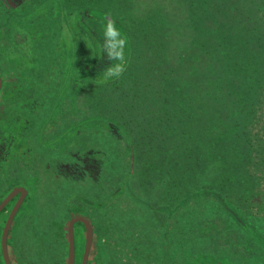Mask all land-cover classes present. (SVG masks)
<instances>
[{
  "label": "rangeland",
  "instance_id": "374dc122",
  "mask_svg": "<svg viewBox=\"0 0 264 264\" xmlns=\"http://www.w3.org/2000/svg\"><path fill=\"white\" fill-rule=\"evenodd\" d=\"M27 1L15 0L14 6L16 9L26 8L24 6ZM31 1L37 4L43 0ZM151 1H161L171 6L169 0H150L149 2L131 0L130 3L123 0V10L118 13L117 17L124 18L125 15H128L127 12L133 8L137 9L143 3H146L144 6L146 7L152 3ZM26 13L27 11H25V15ZM29 16L30 21L18 18V23H16L17 27L21 29V33L28 34V30L30 31L29 35L33 42L29 49L22 45L23 51L17 52L12 49L13 45L10 41L3 40L1 43L2 60L8 64V67L20 69L25 75L16 90L9 94V98H6L9 103L1 115L3 118L0 121V137H2L0 138V174L4 177L1 186L4 184L2 193L9 188H12L11 191H13L18 187H24L32 194L33 192L37 193L34 204L31 203L32 210L38 211L39 218L46 223L49 229L51 226L53 234L49 241L50 245L48 242L49 251L45 253L44 237L49 236L50 232L42 234V239H40V235L37 236V231H26L25 228L28 225L29 227L33 226V220L30 223L27 222L28 219L31 220L30 216L18 235L20 242L15 237L13 243H10L11 247L17 248L18 243L25 244V248L28 247L31 255L29 261L35 264H63V250L59 238L62 233L61 227L67 222V214H65L67 213V201L72 199L75 203L73 213L78 215L75 217L86 216L82 212L84 207L81 197L78 195L79 182L82 181V177L84 180H89L88 184L95 186H91L90 199H86V201H92L98 207L103 199L100 196L109 191L101 194L99 188L107 184L111 185L109 177H114L119 171L123 175L121 182L130 183L133 186L138 184L137 188H141L139 191L145 192L142 195H132L133 200L140 201V207L145 206L144 209H122L117 206V213L114 215L113 226L116 225L117 228V225H120V230L124 233L123 236L128 235L127 240H131L133 243L135 241L142 243L139 246H133L137 251L139 248H143V245L147 246L155 242L159 244L164 241L167 225L175 221L165 210L171 208L176 210L181 199L195 191H219L228 195L240 208L247 209L257 216H264V157H236L239 148L238 141L222 145L224 150L220 151L219 155L195 156L193 144H188L186 150L184 145L181 147L187 141H192L195 144V112L191 104H188L183 112L179 108L157 106L155 101L149 99L155 97V91L163 92V88L159 86L160 70H163V67L159 66L156 54L167 51L164 48V43L159 45L162 46L161 49L156 45L157 42L154 43L155 45L153 44V37L156 34L154 28L150 27L145 34L144 28L138 26L136 22L134 23L133 36L142 42L138 48H135L134 57L145 58L147 67H143L141 72L144 74L141 77L138 76L135 82L129 78L125 83L115 85L118 89H115L114 93L118 94L112 98L107 95L108 89H99L100 92H98L92 86L91 89L88 88L89 81L94 83L96 81L91 79L92 70L90 73L86 67L85 62H89V59L84 58L82 53L83 42L91 44L92 63L97 65L100 62L95 59L98 55L97 42L92 41L90 36L86 37L81 34L84 28L91 27L85 20L82 22L79 18L74 17L72 21H68L70 27H64L63 21L59 19L56 4L47 7L43 13H33ZM30 22L32 24L28 28L27 25ZM22 38L18 35L19 40ZM159 44L161 43L159 42ZM66 45L70 46L68 51L73 52L75 57H69L70 54H67L66 48H64ZM98 50L103 51V48L100 47ZM137 59L132 64L134 72L141 69V63ZM22 63L24 64L21 65ZM149 67L151 68L149 72L145 71ZM168 68L174 69V67ZM86 70L87 73H85ZM52 75L54 76L51 77ZM131 82L132 86L129 87ZM86 91L91 93L92 98L85 97ZM102 91H105L106 94H102ZM122 91L127 95L119 97ZM135 102L138 103L137 107L131 106ZM19 104L22 105L21 108ZM261 106L260 112H263L264 94ZM89 107L91 112L87 111ZM20 109L25 112H21ZM181 112L183 113L180 114ZM93 113L107 117L110 124L117 122L124 125L129 121L128 127H126L131 135V143H129L130 148L128 146L125 148L130 152V155L117 153V131L110 129L109 134L101 135L87 129L89 123L86 125L85 121L81 120L87 114ZM145 113L152 115L146 119ZM144 114L145 120L140 125L137 118H142ZM155 117L162 120L160 125H167L168 128L166 130L158 128L160 125L157 120H154ZM262 118L258 114L253 118L251 125L249 124L250 135L256 144L255 151L260 146L262 149L261 137L264 135ZM24 121H27L28 139L30 145H33V149L29 153L26 150L21 151L19 157H10L9 153L12 148L20 147L17 144L19 142L17 137L21 136L18 125ZM146 123L149 125H145ZM93 125L96 124L91 123V126ZM41 128H44L43 131H47L38 138L41 135ZM159 132H162V135H159ZM179 133H183L185 139ZM13 141H16L15 145ZM204 156L208 158L207 161L200 164L195 163L197 157L203 159ZM118 159H124V163L120 166L117 163ZM96 161L109 162L106 166V173H103L104 177L89 175V173L95 172L93 163ZM246 167L250 173L247 176H245ZM203 170L207 172L200 173ZM199 174L206 175V177H200L197 180L196 177ZM215 175L219 177L212 178ZM210 177L212 179H209ZM229 177L234 178L233 181H229ZM167 192H171L173 195H169ZM17 196L19 197V195ZM17 196L10 203L11 209L7 219L18 200ZM196 202L199 205V210L195 212V229L198 232L201 231V234L195 241V248L199 247L198 251L201 248L205 249L207 247L206 240L203 244L199 239H205L204 235L208 236L213 231L212 235L216 238L221 234L224 235L215 239L221 245L231 239L236 240L237 247L233 250L240 249L239 256L251 261L250 256L253 251L246 248V243L251 241L247 242L248 236L242 228H235L225 222L226 226H220L217 229L216 222L213 221L217 217L208 215V219L204 215L197 216L198 212L204 208L205 200L201 198ZM69 222L67 223V232ZM77 227L80 240L83 232L80 226ZM173 230H175V226ZM237 230L240 232H235ZM177 232L174 237L180 239L181 233ZM112 236L117 238L116 234H112ZM261 236L264 237L262 234ZM79 249H82V245H79ZM255 249L259 253L262 250L260 247L257 248L256 243ZM128 250L127 254L131 256L124 257V254L121 253L118 260L112 264H137L139 255L144 256L137 253V257H134L136 256L134 251L129 248L126 249V252ZM236 253L237 250L234 255ZM200 256V254H195V257ZM203 257L207 258L205 255ZM18 264L28 263L23 259Z\"/></svg>",
  "mask_w": 264,
  "mask_h": 264
},
{
  "label": "trees",
  "instance_id": "16d2710c",
  "mask_svg": "<svg viewBox=\"0 0 264 264\" xmlns=\"http://www.w3.org/2000/svg\"><path fill=\"white\" fill-rule=\"evenodd\" d=\"M126 1L128 3L131 2V0ZM146 1L149 2L150 0ZM169 1L171 6L161 1H151L152 3L146 7H144L146 3H143L139 8H133L130 12H127L128 15H125V19V17H117L118 13L123 10V0H43L37 4L28 0L25 3L26 6H24L26 8L22 9L15 8V0H0V75L3 81L0 91V121L3 118L1 116L3 110L7 108V103H9L6 98H9V94L16 90L25 76L22 70L8 67V64L2 60L1 43H3V40L10 41L13 45L12 49L17 50V52L23 51L22 45L29 49L33 42L29 35L30 31L28 30V34L21 33V29L16 25L18 23L17 19L23 18L30 21L29 15L43 13L47 7L56 4L59 11V19L63 21L64 27L68 28V21H72L74 17L79 18L82 22L85 20L88 26H91L90 28H84L81 34L86 37L90 36L92 41L97 42L96 51L98 55L95 59H98L100 64L92 63L93 59L90 57L91 44L83 42L82 53L84 58L89 59V62H85L86 67L90 73L92 70L91 79L96 81V83L89 81L88 88L91 89L92 86L98 92H100L99 89H108L107 95L113 98L118 94L114 93V90L118 89L115 85L125 83L129 78L135 82L138 76L141 77L144 74V72H141L143 67L147 66L145 58L138 57L137 59L134 57L135 48L142 44L141 41L139 42L133 36L134 23L136 22L138 26L140 25L141 28H144L145 34L152 27L156 33L153 37V44L157 42L156 45L159 46L164 43V48L167 51H157L159 54H156L159 66L163 67L159 75L161 77L159 86L163 88V92L161 93L157 90L155 91V97L148 98L155 101L157 106L179 108L182 111L188 104H191L195 112V144L192 141H187L181 147L184 145L186 150L188 144H193L195 146L193 153L195 156L219 155V152L224 150L222 145L238 141L239 148L236 157H264V135L261 137L262 149L260 146L257 151H255L254 147L256 144H254L252 135H250V125L253 118L259 114L264 121V111L260 112L264 94V0ZM25 11H27L26 15ZM25 16L26 18H24ZM32 22L27 25L28 28H30ZM109 22L114 23L116 30L120 34L119 38L126 40V44L123 47V61L110 59L109 57L110 52L115 56L121 51L105 35ZM18 35L23 38L19 40ZM69 47L68 45L64 47L66 48V53L70 54L69 57H75L73 52L68 51ZM100 47L103 48V51L98 50ZM161 47L159 46V49ZM136 59L141 63V69L134 72L132 64ZM121 63H123L125 70L119 78H108L105 76L107 69L110 67L114 68ZM166 66L174 67V69L171 70ZM150 69V67L146 68L145 71L149 72ZM87 72L86 70L85 73ZM130 86H132V82ZM129 89L131 90V88ZM145 92L147 91L145 90ZM104 93L106 94L105 91H102V94ZM124 93L122 91L119 97L127 95V93ZM86 94V98H92L89 91H86ZM137 105L138 103L136 102L131 104L133 107H137ZM142 105L145 106V104ZM19 107L21 108L22 105L19 104ZM20 111L25 112L21 109ZM87 111L91 112L90 107ZM93 114H87L81 120L85 121L86 125L89 123L87 129L91 130L90 132L100 133L101 135L109 134L110 129L117 131V153L130 155V152L125 148V146L130 148L129 143H131V135L127 128L129 121L125 124L123 123L125 126L117 122L110 124L108 123L110 120L107 117ZM145 114L146 119L152 115L150 113ZM145 114L142 118H137L140 125L145 120ZM189 117L192 116L189 115ZM154 120H157L158 125L162 121L157 117ZM91 123L96 125L91 126ZM145 125L149 124L146 123ZM158 128L166 130L168 126L161 124ZM18 130L21 133V136L17 137L18 141L21 142H17L20 147L12 148L9 153L10 157H19L21 151L26 150L29 153L33 149V145H30L28 139L27 121L20 123ZM43 130L44 128H41V135L38 138L43 136V132L46 133L47 130ZM179 134L185 139L183 133ZM159 135H162V132H159ZM164 139L166 138L164 137ZM13 143L15 145L16 141H13ZM204 157L203 159L197 157L195 163L200 164L203 161H207L208 158ZM123 160L118 159L117 163L119 166L124 163ZM108 163L105 161L94 162L95 172L89 173V175L104 177L103 173H106L105 170ZM248 167L250 168V166ZM120 172L116 173L114 177H109L111 178L109 181L113 185L112 187L107 184L99 188L101 194L107 190L109 191L107 194L103 193L100 196L103 199L98 207L92 201H86V199H90L91 186H95L88 184L89 180H84L83 177L82 181L79 182L78 195L81 197L84 207L82 212L86 215L83 217L89 220L94 230V240L88 264H112L118 260L121 253L124 254V257L131 256L127 254L129 250L126 252V249L129 248L134 251L135 255L137 253L144 255H139L137 259H139L140 263L138 262L137 264H264V241H262L264 237L261 236V234L264 236V216H257L247 209L240 208L228 195L226 196L216 190H203L206 192L199 190L188 193L181 199L176 210L173 208L165 210L166 213L170 214L171 219L174 218L175 221L167 225L164 241L159 244L155 242L147 246L143 245V248L141 247L137 251L133 246H139L142 243L139 241L133 243L131 240H127L126 237L128 235L123 236L124 233L120 230L121 226L117 225V228L115 227L116 225L113 226L114 215L117 213V206L122 209H144L145 206L140 207V201L133 200L132 195H142L145 192L139 191L141 188H137L138 184L133 186L130 183L121 182L123 175ZM202 172L207 171L203 170L200 173ZM247 175H250V173L246 167L245 176ZM200 177H206V175L199 174L196 179L199 180ZM218 177V175H215L212 178ZM3 178V175L0 174V203L12 190V188H9L2 193L4 184L1 186V182ZM212 178L210 177L209 179ZM228 179L233 181L234 178L229 177ZM36 194L28 192L13 222L8 237V248L12 264H18L23 259L28 264H35L29 261L31 255L28 247L25 248V244L18 243L16 245L17 248L10 246L15 237L19 240L18 235L23 230L24 223H30L32 220L33 226L30 225L29 227L28 225L25 230L37 231V236L40 235V239H42V234L50 232L49 236L44 237V252L48 253L49 251V241L52 239L53 233L51 226L49 229L46 223L41 221L38 211L32 210L33 205L31 203L34 204ZM167 194L173 195L171 192H167ZM201 198L205 200L203 203L204 208L198 212L197 216L204 215L208 219V215L217 217L213 219L216 222L217 229L220 226H226L225 222L227 224L230 223L235 228H242L248 236L247 242L251 241L246 243V248L253 251L250 256L251 261L239 256L240 249H235L237 253L234 255L235 250L233 249L237 247L235 245L236 240L231 239V242L226 241L221 245L215 239L224 235L221 234L216 238L212 235L213 231L208 236L204 235L205 239H199L203 244L206 240L205 244L207 247L205 249L201 248L198 251L200 248H195V241L199 237L198 235L201 234V231L198 232L195 229V212L199 210L196 200ZM74 204L72 199L67 201V213H65L67 214V222L61 227L62 233L59 241L62 244L63 264H68L69 254L67 223L71 218L78 216L73 213ZM10 209L11 204L0 213V264H5L1 248V236ZM123 215H126V213H123ZM30 216L31 220L28 219ZM26 220L27 222H25ZM77 226H80L83 232L80 240ZM174 226L175 230H173ZM222 230L225 231V229ZM177 231L181 233L180 239L174 237L178 233ZM235 232H240V230ZM84 233V225L82 223L75 224L76 264H82L83 261ZM112 234H116L117 238L112 236ZM255 243L257 248L260 247L262 249L260 253L256 251ZM79 245H82V249H79ZM195 254H200L201 256L195 257ZM137 255L134 257H137ZM204 255L207 258L203 257Z\"/></svg>",
  "mask_w": 264,
  "mask_h": 264
},
{
  "label": "water",
  "instance_id": "95a60500",
  "mask_svg": "<svg viewBox=\"0 0 264 264\" xmlns=\"http://www.w3.org/2000/svg\"><path fill=\"white\" fill-rule=\"evenodd\" d=\"M3 86V81L0 76V91ZM28 191L24 187H18L11 191L0 203V213L12 202V200L19 195L17 202L12 208L9 217L6 221L5 227L1 236V248L4 257L5 264H12V260L9 254L8 248V237L15 220V217L23 205ZM82 223L85 227V249L82 264H88V259L90 256L91 248L94 240V230L92 224L88 219L84 217H74L70 220L68 225V242H69V254H68V264H76V243H75V224Z\"/></svg>",
  "mask_w": 264,
  "mask_h": 264
},
{
  "label": "clouds",
  "instance_id": "9594fccd",
  "mask_svg": "<svg viewBox=\"0 0 264 264\" xmlns=\"http://www.w3.org/2000/svg\"><path fill=\"white\" fill-rule=\"evenodd\" d=\"M105 35L109 40H111L112 43L116 44L121 49V51L115 56H113L110 52V59H117L123 61V47L126 44V40L119 38L120 34L116 30L114 23L109 22ZM124 70V65L123 63H121L116 65L114 68L110 67L109 69H107L105 76L108 78H119L123 74Z\"/></svg>",
  "mask_w": 264,
  "mask_h": 264
},
{
  "label": "flooded vegetation",
  "instance_id": "af4514ba",
  "mask_svg": "<svg viewBox=\"0 0 264 264\" xmlns=\"http://www.w3.org/2000/svg\"><path fill=\"white\" fill-rule=\"evenodd\" d=\"M28 195V194H27ZM18 197V196H17ZM27 197V196H26ZM19 198V197H18ZM22 207V206H21Z\"/></svg>",
  "mask_w": 264,
  "mask_h": 264
}]
</instances>
